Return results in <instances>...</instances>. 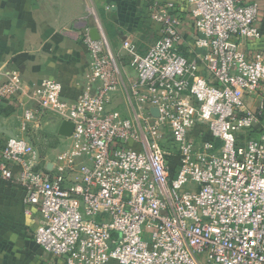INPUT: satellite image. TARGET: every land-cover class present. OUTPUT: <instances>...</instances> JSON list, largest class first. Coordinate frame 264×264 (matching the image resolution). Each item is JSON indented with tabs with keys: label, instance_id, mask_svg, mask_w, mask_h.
I'll return each instance as SVG.
<instances>
[{
	"label": "built area",
	"instance_id": "obj_1",
	"mask_svg": "<svg viewBox=\"0 0 264 264\" xmlns=\"http://www.w3.org/2000/svg\"><path fill=\"white\" fill-rule=\"evenodd\" d=\"M260 1L190 0L193 59L175 3L150 5L160 38L144 54L131 40L115 53L97 21L77 100L56 80L33 88L23 131L41 112L74 124L51 169L29 139L0 146V177L40 212L37 247L62 264H264V126L247 102L264 55L240 50L263 36ZM26 89L6 75L0 105Z\"/></svg>",
	"mask_w": 264,
	"mask_h": 264
},
{
	"label": "crops",
	"instance_id": "obj_2",
	"mask_svg": "<svg viewBox=\"0 0 264 264\" xmlns=\"http://www.w3.org/2000/svg\"><path fill=\"white\" fill-rule=\"evenodd\" d=\"M153 3H175L174 13L182 20L183 52L193 59L200 51L195 50L198 35L190 0H0V82L6 75L16 74L27 88L18 99L0 105V146L10 138L29 139L43 158L44 167L51 169L53 128L57 134L59 130L53 113L41 112L27 132L22 130L25 111L39 110L30 98L33 88L45 79L56 80L62 83L67 102L77 100L90 74V56L81 37L86 32L91 34L97 21L115 53L125 40H131L144 54L160 38V26L149 14ZM259 3L263 36L241 45L248 58L264 55V1ZM130 63L132 60L125 58L126 68L134 76ZM121 101L122 94L116 105ZM247 102L264 126V85ZM43 126L48 129L42 130ZM24 197L22 187L0 177V264H62L36 246L34 233L40 212L25 205Z\"/></svg>",
	"mask_w": 264,
	"mask_h": 264
},
{
	"label": "rangeland",
	"instance_id": "obj_3",
	"mask_svg": "<svg viewBox=\"0 0 264 264\" xmlns=\"http://www.w3.org/2000/svg\"><path fill=\"white\" fill-rule=\"evenodd\" d=\"M120 104H123V98ZM53 128V127H51ZM48 127L43 126L42 130H47ZM52 139H53V153L51 154V160L56 161L57 153L60 151L67 150L70 147L71 140L62 136H59L57 132L53 128V134H52ZM59 154V153H58Z\"/></svg>",
	"mask_w": 264,
	"mask_h": 264
},
{
	"label": "water",
	"instance_id": "obj_4",
	"mask_svg": "<svg viewBox=\"0 0 264 264\" xmlns=\"http://www.w3.org/2000/svg\"><path fill=\"white\" fill-rule=\"evenodd\" d=\"M91 37L93 40H99V33L96 29L91 31ZM73 129L74 124L72 122L63 121L59 127L58 135L65 138H70L72 136Z\"/></svg>",
	"mask_w": 264,
	"mask_h": 264
}]
</instances>
